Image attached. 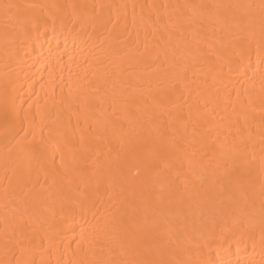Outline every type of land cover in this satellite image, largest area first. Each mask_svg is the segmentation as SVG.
Masks as SVG:
<instances>
[{
  "label": "bare ground",
  "instance_id": "6f19581e",
  "mask_svg": "<svg viewBox=\"0 0 264 264\" xmlns=\"http://www.w3.org/2000/svg\"><path fill=\"white\" fill-rule=\"evenodd\" d=\"M0 264H264V0H0Z\"/></svg>",
  "mask_w": 264,
  "mask_h": 264
}]
</instances>
